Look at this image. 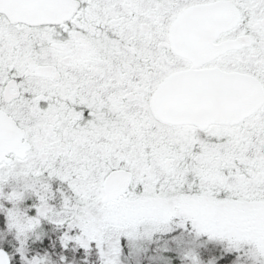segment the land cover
<instances>
[{
	"label": "snow or ice",
	"instance_id": "6c2138e0",
	"mask_svg": "<svg viewBox=\"0 0 264 264\" xmlns=\"http://www.w3.org/2000/svg\"><path fill=\"white\" fill-rule=\"evenodd\" d=\"M0 264H264V0H0Z\"/></svg>",
	"mask_w": 264,
	"mask_h": 264
}]
</instances>
